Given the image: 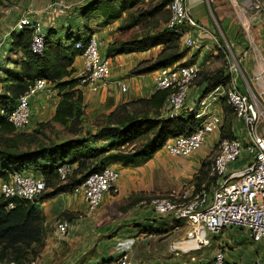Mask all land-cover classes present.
<instances>
[{"label":"crops","instance_id":"1","mask_svg":"<svg viewBox=\"0 0 264 264\" xmlns=\"http://www.w3.org/2000/svg\"><path fill=\"white\" fill-rule=\"evenodd\" d=\"M87 1L88 0H74L73 2H66L63 0H36L34 2V0H24L22 2L24 9L18 10V19L27 15L28 17L31 16L30 18L32 20L34 18L42 21L46 32L52 31L54 38L60 40L61 44L65 46L72 41V32L69 31L71 34L68 33L67 36H65L66 39H63L59 34V27L64 29L66 23H68V28H71L69 20L76 18L78 20L79 15L85 17L88 15V12H91L96 1L102 2L103 0H91L86 4ZM205 1L211 11L213 22L211 20L208 21L206 17L202 18V10H204L203 5ZM212 1L215 4L216 15L212 9L211 0H187V7L191 19L195 24L186 28V35L194 40L195 45L191 48H186L180 42L181 50L187 51L181 63L193 64L197 67L198 71L204 69L211 73L215 69L222 68L223 66L225 71H227L226 64L228 58L231 56L236 57L253 95L256 98L257 96L260 97L261 102L258 98L257 100L259 103H262L261 106L264 108V13L261 15L262 20H259V18L256 19L254 13L251 12L252 7L250 8L244 2L240 1V3H238L237 1L239 0ZM103 3H105L104 6L106 4L109 6L113 5V3L109 2L97 3L96 9L98 13L99 7ZM227 3L230 6H228ZM233 4L235 6H233ZM192 5L194 8H192ZM82 8L83 10L87 8L85 13H81L83 11L81 10ZM111 13L112 12L104 14L105 18H100L103 14L92 13L94 16V27L90 30L88 26L85 25V29L88 33L86 35L78 34L80 37L77 38L84 39L90 34L97 36L102 43L101 52L103 56H105L106 48L110 43L113 41L126 40L116 39L115 35L121 30H114L116 27L113 29L114 26L112 25L117 24L115 22L122 19L113 18ZM4 17L5 16H2L0 19V45L2 44L3 46L6 44L8 37H10V46L8 50L9 57L7 59L9 62L8 68H0V95L4 93L7 74L12 72L21 73V69L18 65L19 61L23 58L20 51H11L13 25L9 24V26H7L4 24ZM217 17H219V20ZM64 21L65 24L63 23ZM253 26H255V32L257 34L251 32ZM2 39L5 41L3 42ZM214 42L222 46L224 49L223 52H213L211 44ZM160 51L161 48L156 47L146 52H135L110 58V80H121L127 88V93L122 94L115 86H110L108 89L102 88L98 84L81 86L84 106L90 103L88 108L93 106L92 108L100 109V114H108L118 104L150 97L153 94L152 86L154 72L143 76H129L128 73L140 62L154 59ZM82 67L81 56H77L73 63V68L75 69L74 77L79 76ZM149 75H151L150 79L141 80L144 76H146L144 78H148ZM257 77H259V79ZM201 90L202 87L197 86L196 82H193L189 86L188 99L181 114L184 118H187L189 116H194L195 113H199L202 110H206L207 113L217 115L221 119L220 130L206 141L201 147L202 151L199 149L189 157H171L160 150L155 153L151 159L137 167L132 169L118 168L120 177L115 191L106 195L94 214L88 212L87 206L80 193L60 194L40 204L41 211L47 223L53 219V215H62L64 212L71 214L67 219V221L70 222V226L66 237L61 243H54L53 240L49 238L52 242L50 241L44 248L45 252H43V256L51 252V255H46L48 261L52 260V255L56 254V256H53V260H57V264H115L123 253H134L133 248L135 240L131 237L120 238L117 235L120 233L122 227L131 229L133 227H138L141 223L149 226V223H146V215L152 214L156 216L151 205L148 204L143 206L142 202L137 203L134 206L135 209L131 210L133 217L129 219L121 217V213L119 214L120 218L116 217L112 219L110 217L108 219L106 217V213L108 212L107 209H112L114 204H118L122 199L126 200L131 194L145 193L160 196L171 191H180L192 185L190 182L198 173L202 160L212 150L216 142L221 139L220 134L225 115L221 102L223 97L221 91L223 92L225 89L220 86L204 98L201 97ZM209 98L211 102H208ZM59 99L58 93L53 85L46 82L45 89L30 99L31 116L29 121L30 125L28 127H34L37 123L49 121L54 114ZM197 110L198 112L190 114L191 111L194 112ZM230 132L232 138L243 139L245 136L243 125L235 118L231 121ZM174 163H183L184 166L182 169L178 170L174 168ZM117 167L118 166H116V168ZM60 201L63 202L62 205L59 203ZM124 215L126 216L127 214ZM158 217L160 218V227H158L157 230H144L145 233L143 234V238H146V236H148V238L153 237L156 234L162 233L161 239L169 240L167 246L170 252V244L174 242L181 243V239H183L188 226L184 221L179 223L184 225L183 228H186L182 231V227L176 225L179 220H174L169 216ZM103 220H106L105 223L102 222ZM241 236H244V233L237 232L233 229L224 230L218 235H208L211 246L217 244L218 248H221L225 253V259L228 263L253 264L256 260L264 259V251L262 254H256L257 257L254 261L250 259L246 261L239 257V245H241L242 242H239L238 238ZM213 240L215 244L212 243ZM109 241H115L113 248L114 252L118 254L115 259H113L114 256L111 254L112 252L108 253L106 257L103 250L100 251L102 244L104 245L105 243L104 247H106ZM225 246L230 248L231 251H225ZM258 246L264 248L262 244H258ZM171 255L174 256L173 253H171ZM202 255L207 256L208 252ZM175 258L176 259L173 261L164 262L162 264H187V255L180 254Z\"/></svg>","mask_w":264,"mask_h":264},{"label":"trees","instance_id":"2","mask_svg":"<svg viewBox=\"0 0 264 264\" xmlns=\"http://www.w3.org/2000/svg\"><path fill=\"white\" fill-rule=\"evenodd\" d=\"M116 1H119L116 3L119 9L111 13L112 17L118 18L122 10H126L128 16L119 30L139 27L142 32L137 37L110 43L105 58L161 48L154 59L140 62L132 68L129 76H143L161 68L186 65L181 63L187 51L181 50L179 36L164 28L169 17L166 0H154L153 7L135 11L130 10L142 0H111L109 3ZM94 4L93 12L97 11L96 2ZM90 35L64 46L54 38L52 31H47L45 54L37 57L30 51L32 30L23 28L12 32L11 51H20L23 58L18 65L21 73L7 74L4 93L0 95V183L8 181L13 173L29 175L43 179L49 192L44 191L32 201L12 199L14 207L8 210L5 209L6 201L0 196L1 263H22L40 253L48 231V223L40 208L43 201L60 194H72L89 175L107 167H137L160 151L166 140L188 136L198 127L193 116L184 118L181 114L177 119L163 118L167 91H157L148 98L118 104L108 114L90 120L85 113L79 78L74 77L73 68L75 58L80 56L75 44H86ZM37 79H44L58 93L60 99L54 114L49 121L37 123L32 131H16L8 122V112ZM195 82L202 87L201 97L204 98L220 86L226 89L230 77L223 66L211 73L199 70ZM225 100L222 97L225 115L220 138L233 139L230 128L234 114ZM52 125L62 127L68 138L52 140L46 136V129ZM208 163L204 162L202 166L206 167ZM62 165L73 166L72 174L64 182L57 174ZM200 173L202 178H197L198 183H194L197 188L202 184L201 179H208L206 170L201 169ZM210 183L211 180L207 187ZM131 196L134 197L133 202L129 201L132 202L131 207L144 202L136 194ZM61 216L62 220H67L71 214L64 212ZM233 230L244 233L241 229Z\"/></svg>","mask_w":264,"mask_h":264},{"label":"built area","instance_id":"3","mask_svg":"<svg viewBox=\"0 0 264 264\" xmlns=\"http://www.w3.org/2000/svg\"><path fill=\"white\" fill-rule=\"evenodd\" d=\"M166 1L169 17L164 28L178 35L186 48L193 47L194 40L186 35V28L195 24L187 7V0ZM250 3L254 15L264 13V5L260 0H250ZM23 28L32 30L31 53L43 57L46 40L43 23L26 15L13 26L12 32ZM101 46V40L95 35H90L86 44H75L83 64L77 77L80 86L98 84L105 89L115 86L122 94L127 93L121 80H110L111 63L101 55ZM226 65L230 83L221 91V95L232 109L234 118L243 125L245 136L243 139H219L216 142L205 169L207 181L211 180L208 187L201 184L197 188L192 184L180 191L155 196L150 202L156 216H169L186 222L188 228L181 243H171L169 249L175 257L187 255V264H231L226 262L224 252L219 248L213 253L208 251L210 254L207 256L193 255L211 246L208 235H218L224 230L241 229L252 243L264 245V108L253 95L237 58L229 57ZM197 77L198 69L193 64L174 65L154 72L153 93L168 92L162 109L163 118L177 119L181 115L188 99L189 86ZM237 77L241 78V85ZM45 86L44 79L35 80L18 98L16 106L8 112V122L16 131L27 129L31 115L30 99L43 91ZM208 102H211L210 98ZM193 117L198 123L197 129L188 136L166 140L162 151L171 157H189L220 130L221 119L217 115L202 110ZM232 164L241 168L230 171ZM72 172L73 166L70 165H62L57 169L61 182L66 181ZM119 177L117 168L107 167L99 173L89 175L73 193H80L88 212L95 213L106 195L115 191ZM45 190L43 179L18 173L11 174L8 181L0 183V196L6 201L7 210L14 207L12 199L32 201ZM69 226L70 222L67 220L57 222L54 236L59 240L65 238ZM27 264L43 262L34 259ZM115 264L137 263L130 254L123 253ZM254 264H264V259L256 260Z\"/></svg>","mask_w":264,"mask_h":264},{"label":"rangeland","instance_id":"4","mask_svg":"<svg viewBox=\"0 0 264 264\" xmlns=\"http://www.w3.org/2000/svg\"><path fill=\"white\" fill-rule=\"evenodd\" d=\"M23 1L24 0H0V19L2 18V16H5L3 18L4 24H6L7 26H9V24L15 26V24L19 21V19H18V16H19L18 15V10L19 9H24V6H22V4H23L22 2ZM35 1L36 0H34V2ZM63 1L73 2L74 0H63ZM90 1L91 0H88L86 2V4L89 3ZM110 1L111 0H108V1H106V0L104 1L103 0L102 2H110ZM240 1L246 3L247 6H249L250 8L252 7V5L250 3V0H239L237 2L240 3ZM102 2H97L96 1V5H97V3H102ZM154 2H155L154 0L138 1L136 3V5L130 11H135L137 9L145 10L147 8L153 7L152 3H154ZM116 3H117V1L113 3L112 7H110L108 4H106L104 6L105 3H103L99 7V13L97 11H95V12L91 11L90 13L88 12V15H86L85 17L83 15H79L78 16V20H77V18L69 20L71 28H68V23H66L64 29L59 27V31H60L59 34L63 37V39H66L65 36H67L68 33L72 32V36H71L72 37V41L74 39H77L78 37H80L78 34L86 35L88 33V31L85 29V25L88 26V28L90 30L95 25V23L93 21L94 20V16L92 15V13L93 14H103V15L100 16V18H105L104 14H106V13L109 14V12H112V13L115 12V11L118 12L119 7L116 6ZM262 4L264 5V0L262 1ZM227 5L230 6L228 3H227ZM211 6H212V9H213V11H214V13L216 15L215 4L213 3L212 0H211ZM233 6H235V5L233 4ZM192 8H194L193 5H192ZM203 9L204 10H202V18L206 17V19L208 21L211 20L213 22V17H212L211 11L209 10V7H208V4H207L206 1H205V4L203 5ZM125 11L126 10H122L121 12H119L118 18H121L122 20H119V21L115 22L117 24H113L112 25V26H114L113 29L116 27L114 30L119 29V27L128 20L127 12H125ZM251 12L254 13V11H252V10H251ZM255 16H256V19L259 18V20H262V17H261L260 14H255ZM217 19L219 20V17H217ZM33 20H37V19L33 18ZM63 23L65 24V21ZM198 24H199V22H198ZM202 24H205V23H202ZM140 25H143V24H140ZM255 29H256L255 26H253L251 32L254 33V34H257L255 32ZM141 32H142V30L139 27L134 28L133 30H124V31L121 30L120 32H117L115 37H116L117 40L118 39L119 40L120 39L124 40V39H128L130 37H137V36H139L141 34ZM2 40H3V42L5 41L4 39H2ZM9 40H10V37H8V39L6 41V44H4L3 46H2V44L0 45V68H8V63L9 62H8L7 59L9 57V54H8L9 53L8 50H9V46H10V41ZM66 42H69V41H66ZM211 45H212V48H213V52H218V51L219 52H223V50H224L222 48V46L219 45L217 42L216 43L214 42ZM224 46H225V43H224ZM100 53L103 56V54L101 52V48H100ZM144 77H146V76H144ZM144 77L141 78L142 81L144 79H150L151 75H149L148 78H144ZM237 79H238V83L241 85L243 83L241 78L237 77ZM257 98L261 102L260 97L257 96ZM89 104H85V108H84L86 115H88V118L91 120L94 117L95 118L99 117L101 115L100 114L101 113L100 109L99 108H92L93 106L88 108ZM260 105H262V103H260ZM195 112H198V110L194 111V112L191 111L190 114H193ZM34 127H30V128L28 127L27 130L29 129L28 131H32ZM45 135L50 137L52 140H63V139L68 138V135H66L64 133L63 128L60 127L59 125H52L51 127L47 128L46 132H45ZM201 149L202 148H200V150ZM213 151H214V146H213L212 150L202 160L200 169H199L198 173L192 178V180L190 182L191 184H194V183L197 184L198 183L197 178H200V177L202 178V175H201L200 171H201V169L202 170L206 169V167L202 166V164L204 162L208 163L210 161V159H211V157L213 155ZM183 166H184L183 163H174V168H176L178 170L182 169ZM237 168H241V166L239 167V166H237L235 164H232V165H230L229 170L232 171V170H235ZM201 180H202V184H204L207 187V185H208L207 179L203 178ZM45 192H49V189H46ZM138 194H141V195H138ZM131 195H133V194H131ZM131 195H129L126 200L122 199L118 204H114L112 209H110V210L107 209L108 212L106 213L107 214L106 217L108 219L110 217L112 219L116 218V217L120 218L119 217L120 213H121V217H123V218L129 219V218L133 217V213H132L131 210H134L135 208L131 207L133 199H134V197L131 196ZM136 195H137V197L139 196V199L144 200L143 206H146L148 204L150 205L151 200L156 196V195H149V194H145V193H136ZM129 201H132V202H129ZM59 203L61 205L63 204L62 201H60ZM54 204H55V200H54ZM91 214H94V213H91ZM124 214H127V215L125 216ZM52 218L53 219L50 220L49 223L47 224L48 231H47V235L45 236V239L43 240V246H42V250L40 251V253L36 254V256L29 257L28 260L23 261L22 263L11 262L9 264H27L30 261L34 260V259L42 260L43 264H57V262H56L57 260L56 261L53 260V256H56V254L52 255V260H49V261H51L53 263L49 262L46 259V255L47 254L51 255V252H49L45 256H43V252H45V249H44L45 246L51 241L49 238H51L54 243H59V242L61 243L62 240L64 239V238H62V239L59 240V239H57L54 236L55 225H56L57 222H59V220H62V216L60 214L57 215V216L53 215ZM146 218H147L146 219V223H149V226L143 225L141 223V224L138 225V227H133L131 229H126V227H122L120 229V233L117 235L120 238L131 237L132 239L135 240L134 248H133L134 253H130L131 256L134 258V259L133 258L132 259L135 262H137L138 264H162L164 262L175 260L176 258L173 255H171V253L168 251V246L167 245H168V241L169 240L168 239H161V234L162 233L161 234H156L153 237H149L148 238V236H146V238L145 237L143 238V234L145 233L144 230H149V229L157 230L158 227H160L159 226L160 218L158 216H154L152 214L151 215L148 214V215H146ZM105 221L106 220H103L102 222L105 223ZM181 222L182 221H178V223L176 225L177 226L178 225L181 226L182 227V231H183L186 228H183L184 225L179 224ZM244 236H241V237L238 238L239 242H242V244L239 245L238 256L243 258L246 261L249 260V259L254 261L258 254H262L263 253L264 248L258 246V244L250 242L246 238V236L245 237ZM212 243L215 244L214 240L212 241ZM114 244H115V241H112V242L109 241L108 244H106V247H104L105 246V243H104V245L102 244V246L100 247L101 248L100 251L103 250V252L105 253L106 257L108 255V253L112 252L111 254H113V256H114L113 259H115L118 254L116 252H114V248H113ZM224 248H225V251H231L230 248H228L226 246ZM215 249H218L217 244H215L214 246L208 247L207 250H203L202 252L193 253V255H199L200 253L201 254H205L208 251L213 253V252H215ZM210 252H208V253L210 254ZM0 264H8V263L7 262H4V263L0 262Z\"/></svg>","mask_w":264,"mask_h":264}]
</instances>
